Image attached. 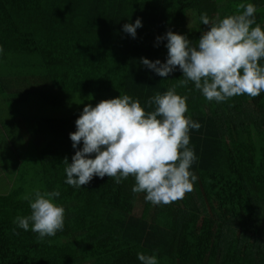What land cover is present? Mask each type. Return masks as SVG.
<instances>
[{"label":"trees","instance_id":"trees-1","mask_svg":"<svg viewBox=\"0 0 264 264\" xmlns=\"http://www.w3.org/2000/svg\"><path fill=\"white\" fill-rule=\"evenodd\" d=\"M239 3L256 6L264 30V0H0V91L15 101L11 91L24 80L25 102L54 111L25 118L26 161L36 165L0 195V264H141L139 252L158 264H264V92L217 103L191 82L176 87L201 127L189 132L197 180L171 204L134 194L132 176L71 187L63 164L72 162L69 134L88 102L128 95L151 112L149 98L178 84V67L162 78L141 63L166 62L167 41L157 37L172 31L195 45L207 30L202 13L216 21ZM137 18L132 38L122 29ZM37 188L58 190L54 203L65 210L63 230L42 241L31 224L24 231L13 222L30 215L21 197Z\"/></svg>","mask_w":264,"mask_h":264},{"label":"clouds","instance_id":"clouds-1","mask_svg":"<svg viewBox=\"0 0 264 264\" xmlns=\"http://www.w3.org/2000/svg\"><path fill=\"white\" fill-rule=\"evenodd\" d=\"M235 14L212 21L206 13L200 23L207 26L197 44L186 35L168 31L157 37L166 40V62L141 58V63L156 75L167 78L178 69L182 78L164 94L157 93L147 101L146 112L139 100L128 95L87 104L75 121L76 131L69 134L73 149L72 162L65 157V183L74 188L89 184L94 177L113 178L119 184L132 176V192L146 193L152 205H168L183 199L193 190L197 177L189 170L196 161L189 147L192 129L201 125L186 117L187 97L176 93V87L194 84L208 102H226L235 96L251 98L264 92V30L256 22L257 8L239 3ZM142 27L139 18L125 24L123 32L136 37ZM3 49L0 48V53ZM82 143V148L78 146ZM60 192L34 189L21 197L30 206V215L17 216V227L38 235V240L53 237L64 228L65 210L54 203ZM15 232V229H13ZM18 234V233H16ZM141 264H158L157 256L137 253Z\"/></svg>","mask_w":264,"mask_h":264},{"label":"rangeland","instance_id":"rangeland-1","mask_svg":"<svg viewBox=\"0 0 264 264\" xmlns=\"http://www.w3.org/2000/svg\"><path fill=\"white\" fill-rule=\"evenodd\" d=\"M26 87L24 80L20 81L17 87H13L11 92L12 95L16 96L13 99L15 101H10L8 96H4L0 91V123L3 132L6 134L5 136L3 132L0 134L3 137V142H0V195L10 193L17 184L22 183L18 177L30 169V164L36 165L35 160L31 161L29 158L30 164L26 161V158L31 156L29 154L32 147L25 130L26 126L24 127L27 124L25 118L34 116L38 118L41 117L39 115L54 114V111L48 107L40 109L32 103L28 105L23 97L28 92ZM97 96L100 97V95ZM101 96L103 98L97 101L89 100L88 103L95 106L100 101L105 100V95ZM137 211L140 212V209Z\"/></svg>","mask_w":264,"mask_h":264},{"label":"crops","instance_id":"crops-1","mask_svg":"<svg viewBox=\"0 0 264 264\" xmlns=\"http://www.w3.org/2000/svg\"><path fill=\"white\" fill-rule=\"evenodd\" d=\"M29 105V104H28ZM40 113V112H39ZM3 132L2 124L0 123V134ZM4 136L6 135L5 132H3ZM0 142H3V137L0 136Z\"/></svg>","mask_w":264,"mask_h":264}]
</instances>
